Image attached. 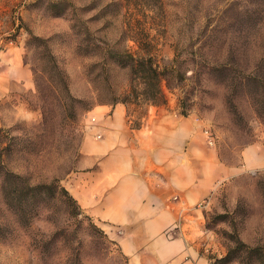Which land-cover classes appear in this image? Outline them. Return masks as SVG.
Returning <instances> with one entry per match:
<instances>
[{
  "label": "rangeland",
  "instance_id": "obj_1",
  "mask_svg": "<svg viewBox=\"0 0 264 264\" xmlns=\"http://www.w3.org/2000/svg\"><path fill=\"white\" fill-rule=\"evenodd\" d=\"M161 1L136 9L164 14L153 54L168 70L165 104L129 103V125L141 126L148 110H171L195 128L196 158L243 169L242 149L264 144V0ZM125 11L123 0H0V161L30 185L55 178L64 187L90 110L128 90V67L110 56L136 51L122 37ZM244 169L188 209L184 227L201 236L207 264L229 250L222 264H264V154ZM42 197L5 204L0 195V264H127L58 187Z\"/></svg>",
  "mask_w": 264,
  "mask_h": 264
},
{
  "label": "crops",
  "instance_id": "obj_2",
  "mask_svg": "<svg viewBox=\"0 0 264 264\" xmlns=\"http://www.w3.org/2000/svg\"><path fill=\"white\" fill-rule=\"evenodd\" d=\"M89 113L75 167L63 179L79 208L127 264H207L201 236L184 227L188 209L217 181L260 164L264 144L243 148L239 169L198 157L201 149L190 145L195 128L171 110H148L138 128H131L119 102Z\"/></svg>",
  "mask_w": 264,
  "mask_h": 264
},
{
  "label": "trees",
  "instance_id": "obj_3",
  "mask_svg": "<svg viewBox=\"0 0 264 264\" xmlns=\"http://www.w3.org/2000/svg\"><path fill=\"white\" fill-rule=\"evenodd\" d=\"M126 5L125 11V29L122 33V37L131 40L135 45L136 51L134 53L129 52H115L110 55L111 58L120 66L128 67V90L120 99H113L112 104L122 103L125 106L126 118H128V104L134 103L138 105H162L165 104L164 94L161 90V81L165 80L164 75L168 70L163 67L160 68L154 54L155 50V40L157 36L163 32L164 29V14L161 11L147 13L144 10L136 9V6L144 5H156L159 6L161 0H123ZM154 30V34L150 31ZM28 40L44 41L39 37L33 36L29 33ZM46 47V59L49 68L56 74L61 86L66 89L65 81L63 76L57 69L52 55L49 53ZM40 76L36 77L35 80L42 79V72L40 71ZM170 74V71L169 73ZM50 80V79H49ZM38 89V84H36ZM39 90V89H38ZM138 126H131V128H138ZM1 132V130H0ZM5 149V146L0 145V153ZM58 180L53 178L47 183H38L35 185H30L27 180L21 175L8 170L0 161V195L2 201L8 204L11 201H17L22 203L23 201H28L29 199H39L50 191L51 189L59 188L62 192L68 195L79 208L75 200L69 195L67 190L57 184ZM105 237V234L102 233ZM239 243V242H238ZM241 244V243H239ZM230 250L227 254L219 259H215L212 264H222L229 260Z\"/></svg>",
  "mask_w": 264,
  "mask_h": 264
},
{
  "label": "built area",
  "instance_id": "obj_4",
  "mask_svg": "<svg viewBox=\"0 0 264 264\" xmlns=\"http://www.w3.org/2000/svg\"><path fill=\"white\" fill-rule=\"evenodd\" d=\"M204 134H205V138H206V142L207 144H212V138H211V135L208 133L207 130L204 131Z\"/></svg>",
  "mask_w": 264,
  "mask_h": 264
}]
</instances>
